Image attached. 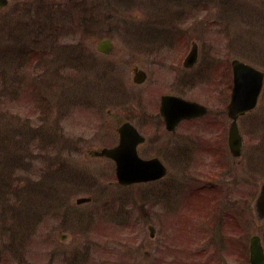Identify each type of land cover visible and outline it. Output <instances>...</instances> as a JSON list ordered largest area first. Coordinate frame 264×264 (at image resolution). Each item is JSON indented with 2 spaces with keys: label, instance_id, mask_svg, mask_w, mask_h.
I'll return each mask as SVG.
<instances>
[{
  "label": "rangeland",
  "instance_id": "rangeland-1",
  "mask_svg": "<svg viewBox=\"0 0 264 264\" xmlns=\"http://www.w3.org/2000/svg\"><path fill=\"white\" fill-rule=\"evenodd\" d=\"M10 3L0 11V68L8 67L5 86L12 85L17 75H23L24 82H28L26 78L35 81L30 71L43 75L45 78L40 79L44 88L35 90L40 93L42 89L46 102L37 103V94H29L31 84L17 95L0 90V259L5 258L3 248L14 235L13 253L28 257V264H247L243 258L249 238L259 235L264 246V220L257 223L252 209L264 182V85L255 109L238 120L243 138L239 157H232L227 148L230 120L226 105L233 58L264 70V0ZM35 20H39L40 27L46 24L44 32H51L50 37L35 42L29 32ZM182 22L197 33L193 37L201 51L199 61L188 72V83L178 80V86L160 85L166 74L157 77L156 70L168 65L171 58L162 63L156 58L155 63L138 61L148 75L143 86L134 85L131 66L143 50L151 58L171 56L172 51L157 44L151 48V43L141 42L140 33L154 34L155 29L173 32L176 25L184 26ZM57 23L62 28L59 26L55 38ZM196 23H200V30L192 29ZM148 25L154 30L145 29ZM237 33L240 40H235ZM103 38L113 44L108 56L95 50L96 42ZM21 47V51L39 53L44 58L41 67L29 61V53L12 55V50L20 53ZM74 47L82 53L81 58L91 55L90 59L66 61ZM21 65L25 67L20 69ZM115 68L113 74L103 76ZM83 76L90 81L87 85L71 84ZM115 84L122 87V95L109 90ZM166 91L208 107L209 114L183 121L175 132L167 131L158 111L159 97ZM107 109L118 119L127 117V112L134 116L132 122L146 139L139 150L141 157H158L169 169L168 176L154 183L122 188L116 184L112 162L87 156L90 150L117 144L118 119L111 117ZM20 126L25 132L36 130L39 137L24 140L25 135L16 134ZM42 132L48 138L57 135L58 141L44 140ZM216 132L220 135L217 144L212 141ZM24 146L34 154L35 165L45 166L44 170H53L47 167L54 166L58 157V218L49 217L56 200L54 195H47L42 206L47 222L37 226L38 236L31 237L22 233L28 225L23 224V228L16 223L33 214L27 210L30 202L26 199L35 197L27 191L24 180L25 175L35 177L34 172H26L27 165L22 168L21 163H27ZM37 154L45 159L40 162ZM11 161L17 174L11 176L19 180L10 181L6 189L9 170H3V166ZM195 187L200 193L188 198ZM203 187L208 191L204 193ZM87 196L90 202L75 204L76 198ZM10 213L15 215L13 220ZM183 215L190 217H185L189 223ZM209 217L216 222L214 236L207 245V254H199L198 248L205 249V244L200 245L196 238L191 243L190 238L182 236L184 231L192 233L191 218L197 223ZM149 226L153 228L152 237ZM29 238L31 249L26 251ZM220 254L222 258L217 262ZM13 264H19L15 258Z\"/></svg>",
  "mask_w": 264,
  "mask_h": 264
},
{
  "label": "water",
  "instance_id": "water-1",
  "mask_svg": "<svg viewBox=\"0 0 264 264\" xmlns=\"http://www.w3.org/2000/svg\"><path fill=\"white\" fill-rule=\"evenodd\" d=\"M6 5L7 0H0V9ZM232 66L234 74L233 89L227 106L228 116L232 119L228 129V145L232 155L237 156L240 153L241 137L236 120L239 115L254 107L261 88L263 74L238 60H234ZM168 99L170 98L165 97L163 106ZM185 105L187 114L184 116H191L198 110L199 112L205 111L203 107L192 102H185ZM162 114H164L163 111ZM126 130H129L132 134ZM119 134L120 142L117 147L114 149H103L100 153H95L115 161L116 176L119 184L127 185L133 182H147L165 175L166 168L159 160L144 161L137 156L136 145L143 139L129 124L123 125V128L119 130ZM85 200L80 199L77 202ZM254 211L258 220L264 218V184L261 185L260 192L255 200ZM249 253L250 264H264V254L258 236L251 237Z\"/></svg>",
  "mask_w": 264,
  "mask_h": 264
},
{
  "label": "flooded vegetation",
  "instance_id": "flooded-vegetation-1",
  "mask_svg": "<svg viewBox=\"0 0 264 264\" xmlns=\"http://www.w3.org/2000/svg\"><path fill=\"white\" fill-rule=\"evenodd\" d=\"M169 24H170V26L174 27L173 23H169ZM182 24H184V26L182 28L180 26H178V25L175 26V29L178 32L174 31V28L172 29L173 32H172V37L171 38H166L165 37L164 39H154V38H151V37H146V35L148 33L141 32L140 33V39H142L141 42L144 40L146 42H149L148 45L151 43V48L153 47L154 44H157L160 47L164 46V48L166 47L168 51L172 50L171 51V56L169 54L168 55L162 54V55H156V57L154 56L153 58H151V54L148 55L145 52V50H143L144 52L140 51L142 53H141L140 56L138 55L139 60L136 59V63H134L131 66V72L133 70H134V72L136 70H138V71L141 70L147 76L148 75V71L143 70L142 69L143 68L142 64H140L138 61H143L144 60V61L148 62V60L149 61L151 60L149 63H152V62L155 63L156 62L155 61L156 58H161L162 59L161 63H162V62L166 61L167 58H171V62L168 65L161 66V67L158 68V71L160 72V74L156 70L157 77L162 76L161 74H166L164 81L163 82L160 81V83H161L160 85L167 84L169 87H172L175 84V85L178 86V85H180L178 80H180V82L182 81L183 83H188V81H189V73L188 72L191 71V68L186 65L185 59L189 55V51L191 49L192 44H195L196 48H197V59H196V63L194 65L197 64V61H199L198 60V59H200L199 52H201V51H200V49L198 47V43H196L195 40H194V39L197 40V38L193 37L194 35H197V33L193 32L190 29V27L188 26V23L182 22ZM151 26H153V25H150L148 28H145V29H147L149 31H153L154 29ZM193 29L195 31H197V30H200L201 28L195 27ZM169 33L171 35V32H169ZM174 33L177 35V39H174V37H175ZM56 35H58V23L56 24ZM200 36H201V34H200ZM142 37H145V38L143 39ZM105 40H107V42L109 41L108 39H105ZM158 40H161V43H158ZM177 44H178V46L175 47V45H177ZM175 48H177V49L175 50ZM173 51H174V53H172ZM59 55H58V57H59ZM117 61L119 62L118 58H117ZM151 73L152 74L154 73V69H152ZM108 74H110V71H105V74L103 76L104 77L109 76ZM136 86L140 87V86H143V84L142 85H136ZM111 89L114 90V92L116 94L120 95V93H123L122 87L117 86V84H115L114 87L110 88L109 90H111ZM170 91H166L165 93H162V95H164V94L175 95V94L172 93L173 91L172 92H170ZM161 96L159 97V106H160V98H161ZM176 96H179V95H176ZM180 97H182V96H180ZM107 112H108V114L111 117L118 119V116L116 114H110L111 113L110 110L107 109ZM208 112H209V110H208ZM131 115L132 114L130 112H127V115H126L127 117H125L124 119H118L116 127H115V130H117V128L121 124H123L124 122H127V121H129L130 123H132L136 127V125L132 122V118L134 116L132 117ZM182 122H179L172 131L175 132V130H177L178 126ZM136 128H138V127H136ZM29 136L30 137L27 138V139L34 141V140L37 139V137H39V134H31ZM55 136H56V140H58L57 139L58 138L57 135H55ZM54 137H53V139H54ZM49 138L52 139L51 135H49ZM219 140H220V135H217V132H216L214 134V137L212 138V141L215 144H217V143H219ZM29 155L31 156L30 153H29ZM204 155H205V152H204ZM30 159H32V157L27 159V163L28 164H27L26 172H32V173L34 172L35 177L31 178V177H27L25 175V179L24 180L25 181L27 180L28 184H30L31 180H32L33 184L36 186V189L33 191V193L35 194V197L32 196L31 198H27L26 199L27 201L30 202V205L27 207V210L32 211L33 214L31 216H29L26 220L21 219V221L19 222L20 224H25V226L28 225L27 227L22 226L23 228L25 227V230H24V232L21 231L23 233V236H26V237L38 236L37 234L39 233V230L37 229V226L41 227V225L43 224L44 220L42 219V213L46 212L45 210H43L42 206L47 201V199H46V196H47L46 190L47 189L50 190V189L53 188L55 190L54 195H55V198H56L55 199L56 200L55 209H54V211L51 210L49 215H54L55 217L58 218V157L56 158V162L54 163V166H53L54 167V175H55L54 183L51 182L49 186H46V183H44L42 181L41 168L38 167L37 165H35L34 162L31 161ZM10 170H11L12 175H14V170L13 169H10ZM36 172H37V174H36ZM10 179L13 182L14 177H12ZM51 194H52V192H50V195ZM10 208H11V210H13L12 207H10ZM14 216L10 215V218L13 220ZM0 231H2L1 226H0ZM0 236H1V234H0ZM3 251L5 253H9V254L13 252V240H12V238L10 240H8V242L6 243L5 247L3 248Z\"/></svg>",
  "mask_w": 264,
  "mask_h": 264
},
{
  "label": "trees",
  "instance_id": "trees-1",
  "mask_svg": "<svg viewBox=\"0 0 264 264\" xmlns=\"http://www.w3.org/2000/svg\"><path fill=\"white\" fill-rule=\"evenodd\" d=\"M7 76V74L6 73H4V78ZM3 84H2V93H7V92H9L8 91V89L10 90V88L9 87H5V86H3V85H5V82H2ZM22 136V135H21Z\"/></svg>",
  "mask_w": 264,
  "mask_h": 264
}]
</instances>
